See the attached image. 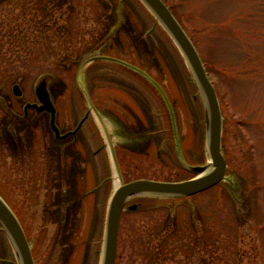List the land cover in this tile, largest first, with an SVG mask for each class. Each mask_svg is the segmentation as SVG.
Returning a JSON list of instances; mask_svg holds the SVG:
<instances>
[{
  "label": "rangeland",
  "instance_id": "1",
  "mask_svg": "<svg viewBox=\"0 0 264 264\" xmlns=\"http://www.w3.org/2000/svg\"><path fill=\"white\" fill-rule=\"evenodd\" d=\"M164 1L216 89L226 175L191 197L131 198L137 207L122 214L116 264H264V0ZM60 7L63 64L47 49L54 30H36ZM99 53L126 64L81 66ZM43 80L62 134L83 118L75 135L58 140L48 112H24ZM101 129L115 137L118 164ZM208 161L196 80L141 0H0V193L35 264H100L116 180L182 181L194 175L187 165ZM15 260L0 231V264Z\"/></svg>",
  "mask_w": 264,
  "mask_h": 264
},
{
  "label": "water",
  "instance_id": "2",
  "mask_svg": "<svg viewBox=\"0 0 264 264\" xmlns=\"http://www.w3.org/2000/svg\"><path fill=\"white\" fill-rule=\"evenodd\" d=\"M142 2L167 30L184 54L191 68L203 101L206 144L212 168L206 173L207 165H185L188 171L194 174L189 179L182 181L138 179L127 182L117 188L110 199L107 210L104 245L100 264L116 263L119 224L121 214L129 197L135 195L166 197L194 195L219 183L224 178L226 167L225 159L221 153L222 118L218 98L194 45L163 0H142ZM13 93L16 96L22 95L19 85L13 86ZM36 96L42 104L40 106L29 104L26 108L34 107L38 112H50V127L57 139H64L71 134H75L81 127L83 120L80 121L74 130L60 134L55 124V107L50 101V95L44 81L37 86ZM136 207V205H132L128 208L135 209ZM0 226L11 242L19 264H35L24 229L1 196Z\"/></svg>",
  "mask_w": 264,
  "mask_h": 264
},
{
  "label": "flooded vegetation",
  "instance_id": "3",
  "mask_svg": "<svg viewBox=\"0 0 264 264\" xmlns=\"http://www.w3.org/2000/svg\"><path fill=\"white\" fill-rule=\"evenodd\" d=\"M55 9V10H54ZM52 10H54L55 12H58L57 8H54ZM60 9L62 10L58 16H56L55 14L50 13V19L48 21L45 22V25H42L40 22H37L36 25V30L38 27H42L43 29L46 27L48 30H54V34L55 36L52 34L51 38L49 39V44L47 45V49L49 54H56L57 53H61V61L59 62L60 64L63 63H67V46H68V42H67V18H66V9L60 7ZM52 10H50L52 12ZM41 16V15H40ZM39 16V17H40ZM46 19V17H45ZM57 20H60V29H58V25H57ZM40 24V25H39ZM40 29V28H39ZM111 62L114 61L115 63H121L119 61H115V60H110ZM58 63V61H57ZM124 64V63H121ZM125 66V64H124ZM52 98V97H51ZM87 114V112L85 113ZM89 113H88V117H89ZM130 201V200H129ZM128 201V204L129 203Z\"/></svg>",
  "mask_w": 264,
  "mask_h": 264
},
{
  "label": "trees",
  "instance_id": "4",
  "mask_svg": "<svg viewBox=\"0 0 264 264\" xmlns=\"http://www.w3.org/2000/svg\"><path fill=\"white\" fill-rule=\"evenodd\" d=\"M47 6H51V5H54L53 4V2L51 3V1H47ZM67 33H68V28H67ZM29 35V34H28ZM29 36H31V33H30V35ZM31 38V37H30ZM109 39V37H106V38H104L101 42H99L98 43V45L100 46L101 44H103V42L104 41H106V40H108ZM67 42H69V38H68V36H67ZM71 69V68H70ZM75 74V70H73V73H72V75H74ZM178 229H176L175 231H177ZM171 235V233L168 235V237ZM168 237L166 238V241L168 240ZM162 245H164V244H162ZM145 252H147L146 251V248H145Z\"/></svg>",
  "mask_w": 264,
  "mask_h": 264
},
{
  "label": "bare ground",
  "instance_id": "5",
  "mask_svg": "<svg viewBox=\"0 0 264 264\" xmlns=\"http://www.w3.org/2000/svg\"><path fill=\"white\" fill-rule=\"evenodd\" d=\"M175 42V41H174ZM176 46H177V44H176ZM179 48V47H178ZM180 49V48H179ZM181 51V50H180ZM182 52V51H181ZM183 54V53H182ZM183 56H184V54H183ZM185 57V56H184ZM186 59V58H185ZM187 60V59H186ZM207 167H206V173L208 172V171H210L211 170V168H212V166H211V160L210 161H208L207 162ZM204 174V173H203ZM118 184H119V181L118 180H116V182H114V188H116L117 186H118Z\"/></svg>",
  "mask_w": 264,
  "mask_h": 264
}]
</instances>
